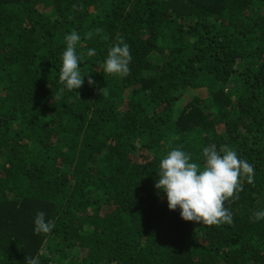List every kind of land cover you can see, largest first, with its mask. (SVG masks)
I'll return each mask as SVG.
<instances>
[{"label":"trees","instance_id":"1","mask_svg":"<svg viewBox=\"0 0 264 264\" xmlns=\"http://www.w3.org/2000/svg\"><path fill=\"white\" fill-rule=\"evenodd\" d=\"M72 30L84 84L57 99ZM121 41L124 78L102 71ZM213 145L255 168L232 224L185 221L154 187L171 149L203 166ZM257 210L264 0H0V264H264Z\"/></svg>","mask_w":264,"mask_h":264},{"label":"clouds","instance_id":"2","mask_svg":"<svg viewBox=\"0 0 264 264\" xmlns=\"http://www.w3.org/2000/svg\"><path fill=\"white\" fill-rule=\"evenodd\" d=\"M99 31V30H98ZM91 38V34L89 35ZM66 48L61 55L58 80L62 87L57 99L65 90L75 92L84 84L81 72L82 56L76 48L81 40L80 34L72 30L65 37ZM96 50L89 48L87 55L94 56ZM132 55L127 43L123 41L111 46L103 62L102 71L124 78L130 73ZM89 85L95 81L89 76ZM203 166L193 162L189 153L181 147L171 149L159 161L158 178L154 187L165 195L167 208L179 210L185 221L207 225L232 224L233 215L225 206L229 198L235 197L242 189L240 179L254 182L255 168L246 159L238 156L236 150L206 146L202 149ZM255 221H264V210L254 213ZM55 225L45 219L44 212H38L34 219V232L47 234ZM27 264H40L39 257L29 258Z\"/></svg>","mask_w":264,"mask_h":264}]
</instances>
